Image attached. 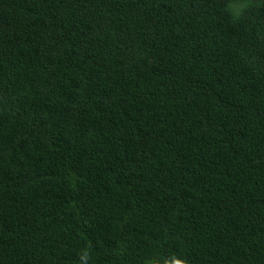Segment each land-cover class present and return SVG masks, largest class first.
Here are the masks:
<instances>
[{
	"label": "trees",
	"instance_id": "1",
	"mask_svg": "<svg viewBox=\"0 0 264 264\" xmlns=\"http://www.w3.org/2000/svg\"><path fill=\"white\" fill-rule=\"evenodd\" d=\"M264 264V0H0V264Z\"/></svg>",
	"mask_w": 264,
	"mask_h": 264
},
{
	"label": "clouds",
	"instance_id": "2",
	"mask_svg": "<svg viewBox=\"0 0 264 264\" xmlns=\"http://www.w3.org/2000/svg\"><path fill=\"white\" fill-rule=\"evenodd\" d=\"M175 264H183V261H176Z\"/></svg>",
	"mask_w": 264,
	"mask_h": 264
}]
</instances>
